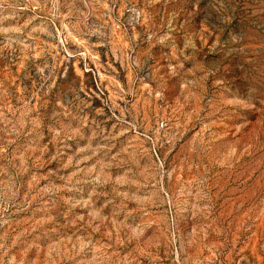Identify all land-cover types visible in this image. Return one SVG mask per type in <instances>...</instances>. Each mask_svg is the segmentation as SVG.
Here are the masks:
<instances>
[{
  "label": "rangeland",
  "instance_id": "1",
  "mask_svg": "<svg viewBox=\"0 0 264 264\" xmlns=\"http://www.w3.org/2000/svg\"><path fill=\"white\" fill-rule=\"evenodd\" d=\"M0 264H264V0H0Z\"/></svg>",
  "mask_w": 264,
  "mask_h": 264
}]
</instances>
